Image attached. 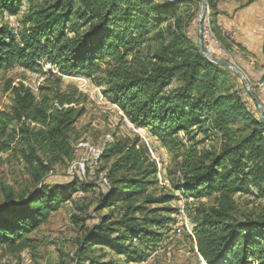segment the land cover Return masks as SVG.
<instances>
[{"label":"trees","instance_id":"obj_1","mask_svg":"<svg viewBox=\"0 0 264 264\" xmlns=\"http://www.w3.org/2000/svg\"><path fill=\"white\" fill-rule=\"evenodd\" d=\"M204 1L216 38L228 42L216 21L220 0ZM199 8L196 0H0V77L17 66L91 79L135 128L185 149L157 195V163L138 137L106 142L83 179L48 184L53 168L73 159L84 109L54 89L36 97L23 83H5L0 153L20 144L33 189L17 195L0 184V250L26 247L70 203L96 219L82 228L74 264H140L175 234V203L184 198L197 201L185 211H193L190 237L204 264H264V209L238 215L236 204L238 195L264 201V127L246 92L229 84L233 72L204 58L190 37ZM204 143L218 146L198 150ZM79 194L94 196L90 212Z\"/></svg>","mask_w":264,"mask_h":264},{"label":"rangeland","instance_id":"obj_2","mask_svg":"<svg viewBox=\"0 0 264 264\" xmlns=\"http://www.w3.org/2000/svg\"><path fill=\"white\" fill-rule=\"evenodd\" d=\"M259 1V6L261 7V0ZM200 9L197 12V23H194L190 32V37L197 43ZM190 10L194 11L195 7H191ZM184 14L186 12L183 11L182 15ZM207 14L208 10L205 17ZM10 18L8 17L11 23L12 18ZM12 20V25H16L14 19ZM220 30L228 39V42L221 43L219 49L213 47L212 53H207L215 56L218 54L220 56L221 53L228 60L230 59L227 61L230 63L233 60V56L229 51L233 44V33L227 30L223 31L221 27ZM151 47L154 50L156 49V45L153 43ZM31 74H33V77ZM234 75L235 77H229V84L241 94L245 93L241 80L236 74ZM8 82L13 84L23 83L31 89L36 97H39L41 94V89L44 91L43 93H46L47 89L57 90L60 94L72 96L79 103L77 107L84 109V114L74 127V135L77 139L73 141L75 148L73 159L55 166L53 171L46 176V183L68 182L72 177L83 179L87 171L90 174L95 171L96 165L94 161L96 151L101 150L106 142L114 138L122 140L138 137L146 145L151 158L157 163L159 185L153 189V194H160L163 191L161 188L169 186L175 166L179 162V156L183 154L185 149L182 147L174 149L163 146L145 129L135 128L134 126L133 129L126 127L120 119L122 115L120 110L117 107L112 108L110 106L112 104L105 99L104 95H102L103 93L101 94L99 91L100 88L97 89L91 79L83 77L68 78L58 75L48 76L43 72H28L17 66L8 68L0 77V111L7 109L10 105L8 94L4 91V85ZM256 82L250 81L252 84L248 83L249 86H253ZM97 98H100L102 103ZM197 140H200V137ZM12 146L13 150L0 153V184L14 191L15 194L20 195L32 191L33 185L18 152L21 148L20 144L15 142ZM211 146L217 148L218 145L215 143L212 145L211 143H204L198 145L197 149H208ZM93 179L94 177H92ZM100 180H102V177ZM100 188L101 190L103 189V187ZM177 196L179 195L177 194ZM93 198L94 196L92 195L79 194L75 196L78 203L89 207L88 212L92 209ZM1 200L2 193L0 191V202ZM201 202L205 203V200ZM196 203L197 201L195 200L192 201V199L184 198H180V201L175 203V207L178 209L176 217L179 218V223L178 219H176L175 234H165L158 246L140 264H204L196 252L194 240L190 237L192 236L190 230L193 228L191 220L194 215L193 211H185L188 204H191V207H193V204ZM236 204L238 215L258 214L264 209V201L247 195L236 196ZM75 216L85 221H77ZM169 217L174 219L175 215H170ZM95 220V218L85 219V216L79 215L74 206L69 203L59 211L52 213L47 223L42 225L38 232L30 235V241L26 247L16 252L0 250V264H74L78 241L84 235L82 228L83 226H91L95 223Z\"/></svg>","mask_w":264,"mask_h":264},{"label":"crops","instance_id":"obj_3","mask_svg":"<svg viewBox=\"0 0 264 264\" xmlns=\"http://www.w3.org/2000/svg\"><path fill=\"white\" fill-rule=\"evenodd\" d=\"M246 2L220 0L216 21L223 31L233 33V44L229 50L233 60L230 63L244 74L248 82H256L264 80V11L260 9L259 0L249 5ZM218 55L214 57L230 60L221 53ZM262 106L264 110V104Z\"/></svg>","mask_w":264,"mask_h":264},{"label":"water","instance_id":"obj_4","mask_svg":"<svg viewBox=\"0 0 264 264\" xmlns=\"http://www.w3.org/2000/svg\"><path fill=\"white\" fill-rule=\"evenodd\" d=\"M164 1H169L172 3L177 2V0H164ZM200 3V13L198 16V50L200 52V54L206 58L208 61H210L211 63L220 65L228 70H230L231 72H233L234 74H236L239 79L241 80L243 87L245 89L246 94L249 96V98L254 102L257 111H258V116H259V120L261 122V124L264 127V110H263V106L261 101L259 100V98L251 91L250 87H249V83L247 82V80L245 79V77L243 76V74L237 69L235 68V66L227 61H222L219 59L214 58L213 56L209 55L203 48L202 46V40H201V35L199 33L200 27H201V23L205 17V14L207 12V6L204 0H196Z\"/></svg>","mask_w":264,"mask_h":264},{"label":"built area","instance_id":"obj_5","mask_svg":"<svg viewBox=\"0 0 264 264\" xmlns=\"http://www.w3.org/2000/svg\"><path fill=\"white\" fill-rule=\"evenodd\" d=\"M261 10L264 11V0H261ZM11 19V18H10ZM12 19H11V25H12ZM199 33L201 35V40H202V44L204 45V48L205 50L208 52V53H212V48L215 47V48H218L219 49V45L216 44V43H211L209 40H208V37H207V34H206V30L204 29V23L202 21L201 23V27H200V30H199ZM31 76L33 77V74H31ZM251 91L256 95V96H259L260 98L263 99L264 101V80H260L258 82L255 83L254 86H249ZM97 100H99L101 102V99L100 98H97ZM102 103V102H101ZM115 111V110H114ZM123 122V121H122ZM175 219H178V223H179V218L176 217Z\"/></svg>","mask_w":264,"mask_h":264},{"label":"bare ground","instance_id":"obj_6","mask_svg":"<svg viewBox=\"0 0 264 264\" xmlns=\"http://www.w3.org/2000/svg\"><path fill=\"white\" fill-rule=\"evenodd\" d=\"M203 23H204V29L206 30V34H207L208 40L211 43H216V44H218L220 46L221 43L218 41V39L216 38L214 32L212 31V28H211V25H210V22H209V18H208V14L205 17V19L203 20ZM12 29H13V33L14 34H17V26L16 25H13L12 26ZM202 46L204 48V45L203 44H202ZM204 50H205V48H204ZM120 119L123 121V123L125 124L126 127L133 129V125L124 117L123 114L120 116ZM138 130H140V129H138ZM100 152H101V150H97L96 151L95 160L99 157Z\"/></svg>","mask_w":264,"mask_h":264}]
</instances>
